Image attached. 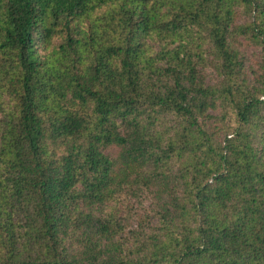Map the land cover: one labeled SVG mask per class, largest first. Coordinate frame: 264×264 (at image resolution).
<instances>
[{"label": "trees", "instance_id": "1", "mask_svg": "<svg viewBox=\"0 0 264 264\" xmlns=\"http://www.w3.org/2000/svg\"><path fill=\"white\" fill-rule=\"evenodd\" d=\"M0 264H264V0H0Z\"/></svg>", "mask_w": 264, "mask_h": 264}, {"label": "rangeland", "instance_id": "2", "mask_svg": "<svg viewBox=\"0 0 264 264\" xmlns=\"http://www.w3.org/2000/svg\"><path fill=\"white\" fill-rule=\"evenodd\" d=\"M82 24H85V23L83 22ZM59 41H60L59 38H54V39L52 40V44L48 47V49H47V50L45 49V50L41 51V53H47L48 51H50L51 46H52V45L55 46L56 44L59 43Z\"/></svg>", "mask_w": 264, "mask_h": 264}]
</instances>
